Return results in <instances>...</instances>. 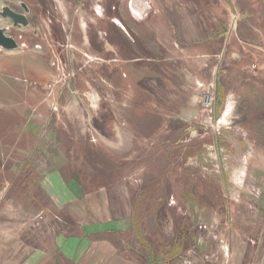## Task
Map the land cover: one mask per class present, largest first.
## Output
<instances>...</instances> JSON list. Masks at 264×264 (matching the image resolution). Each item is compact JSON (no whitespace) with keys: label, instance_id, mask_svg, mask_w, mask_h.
<instances>
[{"label":"crops","instance_id":"crops-1","mask_svg":"<svg viewBox=\"0 0 264 264\" xmlns=\"http://www.w3.org/2000/svg\"><path fill=\"white\" fill-rule=\"evenodd\" d=\"M4 6L28 20L26 26L0 21L17 43L0 48V162L5 156L19 163V170L11 167L12 178L21 179L26 203L18 205L22 218L10 215L7 225L0 220V264H264V228L249 246L232 229L227 237L238 249L231 255L219 236L223 245L213 256L205 238L196 240L186 207L152 208L160 202L170 207L176 198L166 189L175 181L166 169L168 163L174 169L173 146L183 158L189 140L210 126L201 91L217 99L212 116L218 128L210 131L219 163L230 139L243 148V162L264 160V0H0V12ZM38 28L52 34L49 46L72 45L76 61L87 51L110 61L99 67V82L82 72L65 86L66 98H54L44 83L54 75L49 61L27 56L41 47L34 40ZM82 92L96 95V108L60 118L53 103L70 98L73 109L78 101L86 107ZM52 113L50 121L35 119ZM79 125L82 145L75 136ZM94 135L105 157H117L118 174L107 164L90 174L83 167L64 171L55 156H65L53 152L81 148V163L93 161ZM154 157L164 165L150 171L147 162ZM133 164L128 172L126 165ZM36 191L48 193L50 204ZM29 200L41 209L36 216L25 211ZM8 205L17 208L11 199Z\"/></svg>","mask_w":264,"mask_h":264},{"label":"rangeland","instance_id":"rangeland-1","mask_svg":"<svg viewBox=\"0 0 264 264\" xmlns=\"http://www.w3.org/2000/svg\"><path fill=\"white\" fill-rule=\"evenodd\" d=\"M12 5L18 10L21 9L20 6L16 3H12ZM147 10L149 14L151 9ZM0 21L4 22L1 17ZM9 25H12V22L11 24L9 23ZM37 27L39 26L37 25ZM25 32L26 31H23V33H21L23 37L26 36ZM51 39H54L52 38V34H50L48 31L44 33L43 29L38 28L37 36L36 38H34V40L38 45H41V47H32L31 53H27V56L29 54H33L35 56L38 55L39 57L41 56L47 58L54 75L50 77V79H48L46 82H44L45 89L48 91L51 88L54 93L56 92L54 95V98L56 97V99L58 97V94L60 95L61 93L62 96H65V98L69 95L65 86L70 85L72 77L74 78V80L76 79L75 77L77 76V74H80L83 77V73L85 72L89 78H94L95 83H97L99 82V77L97 76L99 67L111 63L108 60L105 61L101 55L93 53L92 51L82 52L78 61H76V57L74 56L76 49L72 45H70L69 43H65L61 46L55 45L52 47L49 46V44L52 43ZM76 62H78L79 64ZM34 67L36 66L34 65ZM33 73L36 74V72ZM60 88L61 90L59 92ZM80 96H85V94L81 93ZM91 98H94V101L91 100L92 105L87 106V101L85 100L86 107L84 105H81L80 107V101H78L79 103L77 106H74V109L70 105L72 101V99L70 98L68 101L65 99L63 102H60V100L58 99V102H55L53 104H55V107L57 108L56 112L59 113L60 118L69 116L74 117V115L86 116V112L88 110L92 112L93 108H96L97 106L96 95H93L92 97L90 96V99ZM52 112H54V110ZM42 117L43 118L35 119H47L48 121H50L56 118V114H47L45 116L43 115ZM97 126H99V124ZM79 127H81V125L78 126V130L76 131L77 134H75V136L80 142L84 137L79 134ZM101 127L103 131L107 129V126H104V124L101 125ZM50 131L55 133L54 129H50ZM197 135L198 136H196V138H192L187 143L188 146L186 147L185 153L183 154V158H181L179 153L180 147L174 145L172 148L174 150V154L172 152V158L174 157V161L172 162L174 164V169L173 167L169 166V163V169H166L169 172V175H173L172 178L175 179V181L172 185L169 184L171 186H167L166 189H168V191H174L176 198H171V203L169 205L170 207L164 205V202H160V205L158 207L157 204H154L152 208H157L164 212L165 208H171L173 206L186 207L188 212H192V223H194V231L196 232L195 238L196 240L201 237L205 238L204 242L208 246L207 252H211L213 256H215V252H217L218 248L221 250L220 247H222L223 243H220L221 240L219 241V236H222L227 240V252L231 255L232 252H234V249H238L237 244L235 245L234 243H232L233 238L227 237L228 235L234 233V231L231 232L232 229L238 231L241 234L243 241H246V244L244 245L249 246L250 239H256V237H258V232H260L261 229L264 228V160H250L247 162H243V157L241 154V150L243 148L235 147L237 142L229 138L230 141L226 142V146L224 142V146L222 147L223 150L221 151V157L223 159L221 160L220 158L221 161L219 163L218 153H216V149L214 148V146L212 148V141L214 140L216 134L207 129L205 133L200 132V134L198 133ZM84 136L87 137L86 132H84ZM97 136L98 135H94V137ZM232 138L235 137L232 136ZM97 139L98 140L94 144L92 143L91 147H89V150L91 152L88 151L89 155L91 153L93 156H97L93 159V161L92 159L84 158L83 160H85V162L81 163V158L79 159V157L84 153L81 151V148L74 151L65 149L60 151V153L58 150H56L55 152H53L54 154H62L65 157L55 156V159L57 161L59 160L62 163L61 168L64 171L66 170L68 172H70V170H73L74 168L79 169L83 167V171H86V174H90L91 170H94L96 167L100 168L101 166L107 164L108 168L110 170L115 169V171L113 172L116 173L118 170L116 165L119 162L117 160V157L112 154H109L108 158L105 157L104 152L101 151L105 149V146L102 144L101 139H99L98 137ZM85 143L87 144V142ZM53 145L54 144L49 143V146ZM80 145H82V141ZM178 145H182L184 147V143ZM43 146L46 147L48 145L45 144ZM108 149L110 151L114 150L111 148V145H109ZM45 150H47V148ZM68 153H70L72 157L68 156ZM168 155L169 153H166L165 158L167 162L170 159V156ZM1 159L0 220H3L5 225H7L6 223L10 215L16 218H22V216H25L24 213H22L24 210L18 209V205H20L21 208L23 207V202H25V200L23 199L24 194L21 179L17 177L12 178L13 173L11 167L12 165L16 164L17 166L15 167L14 165V169L15 171H17L19 170V163H10L5 156H2ZM158 161L159 157L157 160L154 157V159L147 162L149 164L150 171L157 170V167H155L157 165L156 163H159L161 167L162 165H164V163H162L163 161ZM37 162L46 163L47 161L35 160V162H33L34 165L37 164ZM126 166L128 171V169H133L134 164ZM113 172H111L110 174V180H116V177L112 176ZM85 173L83 175L86 176ZM116 174H118V172ZM97 175H99V173H97ZM139 177L141 179V173ZM96 178L97 177H95L94 180ZM133 178L134 176L131 177V179ZM186 191L190 194V199H188V197L183 198V193ZM34 193L36 196H40L42 198V202L50 204L51 198H49L48 193L42 191H36ZM8 198L11 199L12 202H16L17 208H9ZM30 204H32V207H30L31 209H26L25 211L28 213H33V216H36L38 214L37 211L41 209L40 207L35 208L37 206V203H35L34 201L30 202L29 200V202H27V205L30 206ZM160 218L163 227L162 229H164L165 234L168 235V233L170 232V225L164 224L166 217L162 216ZM149 224L150 222L148 223V225ZM234 226L235 228H233ZM150 227V229H152V226ZM2 228L8 231V226H2ZM157 234L159 235L160 233ZM261 234L264 233L262 232ZM146 236L150 237L149 239H151L154 237V234L146 233ZM261 252L264 254V246L263 249H261ZM217 261L219 262L220 260Z\"/></svg>","mask_w":264,"mask_h":264},{"label":"water","instance_id":"water-1","mask_svg":"<svg viewBox=\"0 0 264 264\" xmlns=\"http://www.w3.org/2000/svg\"><path fill=\"white\" fill-rule=\"evenodd\" d=\"M0 17L9 18L12 20L14 26H26L28 25V20H26V17L24 14L19 13L17 11L12 10L8 6H4L1 9ZM6 28L0 27V48L5 49H14L17 47V43L15 39L9 35H6L5 33Z\"/></svg>","mask_w":264,"mask_h":264},{"label":"built area","instance_id":"built-area-1","mask_svg":"<svg viewBox=\"0 0 264 264\" xmlns=\"http://www.w3.org/2000/svg\"><path fill=\"white\" fill-rule=\"evenodd\" d=\"M256 65H253L252 68L254 69ZM199 101L200 104H202V109L206 112V118L207 123H209L210 126H208L207 129L212 130L213 128L216 130L218 128L217 121L218 119L213 118L212 114L214 113L215 107L217 105V99L214 94H210L206 91H201L199 94Z\"/></svg>","mask_w":264,"mask_h":264},{"label":"flooded vegetation","instance_id":"flooded-vegetation-1","mask_svg":"<svg viewBox=\"0 0 264 264\" xmlns=\"http://www.w3.org/2000/svg\"><path fill=\"white\" fill-rule=\"evenodd\" d=\"M83 93V92H82ZM85 94V93H84ZM92 97V96H91ZM82 98L84 99V100H86L87 101V105L89 106V105H92L91 103H92V101L91 100H93L94 98H91L90 99V95H87L86 96V94H85V96H82ZM94 101V100H93Z\"/></svg>","mask_w":264,"mask_h":264}]
</instances>
